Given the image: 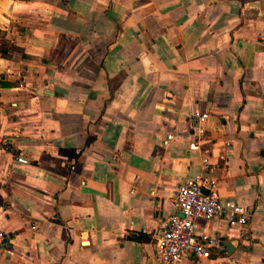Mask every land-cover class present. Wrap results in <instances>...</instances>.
Instances as JSON below:
<instances>
[{
  "label": "crops",
  "instance_id": "obj_1",
  "mask_svg": "<svg viewBox=\"0 0 264 264\" xmlns=\"http://www.w3.org/2000/svg\"><path fill=\"white\" fill-rule=\"evenodd\" d=\"M200 173L251 215L180 264H264V0H0V264H157Z\"/></svg>",
  "mask_w": 264,
  "mask_h": 264
},
{
  "label": "built area",
  "instance_id": "obj_2",
  "mask_svg": "<svg viewBox=\"0 0 264 264\" xmlns=\"http://www.w3.org/2000/svg\"><path fill=\"white\" fill-rule=\"evenodd\" d=\"M207 118V112L199 109L193 112L192 148L198 147V132ZM171 138L173 135L169 134L168 139ZM17 160L24 164L30 162L23 155L17 156ZM174 200L176 211L154 233L157 264H180L188 255L201 260L211 257L214 249L224 248L219 237L206 232L205 223L214 218L225 219L231 227L247 229L249 209L237 201L222 198L218 181L205 173L186 177L177 188ZM10 244L11 236L0 224V251L8 249Z\"/></svg>",
  "mask_w": 264,
  "mask_h": 264
}]
</instances>
